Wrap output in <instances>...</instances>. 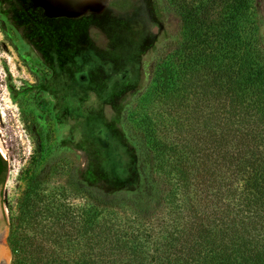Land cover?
Wrapping results in <instances>:
<instances>
[{"label": "trees", "instance_id": "1", "mask_svg": "<svg viewBox=\"0 0 264 264\" xmlns=\"http://www.w3.org/2000/svg\"><path fill=\"white\" fill-rule=\"evenodd\" d=\"M166 2L181 37L153 69L164 112L136 120L142 198L125 204L164 199L177 234L148 256L113 237L98 207L28 192L9 227L11 264H264V52L253 0ZM6 172L0 155V186Z\"/></svg>", "mask_w": 264, "mask_h": 264}, {"label": "rangeland", "instance_id": "2", "mask_svg": "<svg viewBox=\"0 0 264 264\" xmlns=\"http://www.w3.org/2000/svg\"><path fill=\"white\" fill-rule=\"evenodd\" d=\"M105 3L101 13L67 19L47 16L33 0H0L8 249L9 227L28 192L58 199L64 191L72 204L98 207L113 237L148 256L177 234L164 199L144 210L125 202L142 198L136 120L147 114L160 122L164 108L151 94V75L177 47L179 21L166 0ZM252 10L264 52V0H253Z\"/></svg>", "mask_w": 264, "mask_h": 264}, {"label": "crops", "instance_id": "3", "mask_svg": "<svg viewBox=\"0 0 264 264\" xmlns=\"http://www.w3.org/2000/svg\"><path fill=\"white\" fill-rule=\"evenodd\" d=\"M55 1H59V2L66 1L67 3L65 4L67 7L65 6L64 3H59V2L57 3ZM33 2L34 4L39 5L47 15L51 14L48 12V10L51 8L56 9L58 12L59 11L64 12V10L68 8L69 11H66V10L65 11L72 15L70 18H75V19L81 17L86 11L101 13V11L105 7L104 6L105 3H101V2L89 3L84 0H44V1L43 0H33ZM52 3L53 4L56 3V5H53Z\"/></svg>", "mask_w": 264, "mask_h": 264}, {"label": "water", "instance_id": "4", "mask_svg": "<svg viewBox=\"0 0 264 264\" xmlns=\"http://www.w3.org/2000/svg\"><path fill=\"white\" fill-rule=\"evenodd\" d=\"M0 155L2 156L3 160L6 162L5 155L1 149H0ZM3 186H4V183L3 185L0 186V264H8L9 259H10V255H9L10 251H8L9 249L7 248L4 242V238L6 234V223H5V219H4L2 207H1Z\"/></svg>", "mask_w": 264, "mask_h": 264}, {"label": "bare ground", "instance_id": "5", "mask_svg": "<svg viewBox=\"0 0 264 264\" xmlns=\"http://www.w3.org/2000/svg\"><path fill=\"white\" fill-rule=\"evenodd\" d=\"M44 1V0H43ZM84 1H87V2H89V3H92V2H101V3H105V1H107V0H84ZM55 2H59V1H55ZM59 3H67L66 1L65 2H59ZM53 4V3H52ZM53 5H56V3L55 4H53ZM65 6H66V4H65ZM67 7V6H66ZM68 8H66L65 10L66 11H69V9L67 10ZM64 10V12L63 11H57L56 9H54V8H51V9H49L48 10V12L49 13H51V14H49V15H47V16H49V17H60V16H66V17H71L72 15L71 14H69L68 12H66ZM9 251V250H8ZM9 255H10V252H9Z\"/></svg>", "mask_w": 264, "mask_h": 264}, {"label": "flooded vegetation", "instance_id": "6", "mask_svg": "<svg viewBox=\"0 0 264 264\" xmlns=\"http://www.w3.org/2000/svg\"><path fill=\"white\" fill-rule=\"evenodd\" d=\"M61 18H67V19H75V18H70V17H66V16H60Z\"/></svg>", "mask_w": 264, "mask_h": 264}]
</instances>
